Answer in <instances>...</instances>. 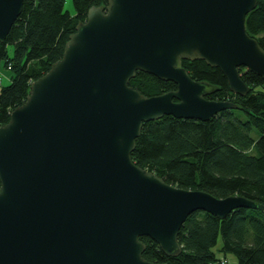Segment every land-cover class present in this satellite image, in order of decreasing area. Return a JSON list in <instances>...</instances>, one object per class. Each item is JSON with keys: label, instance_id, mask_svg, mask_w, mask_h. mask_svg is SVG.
<instances>
[{"label": "water", "instance_id": "water-1", "mask_svg": "<svg viewBox=\"0 0 264 264\" xmlns=\"http://www.w3.org/2000/svg\"><path fill=\"white\" fill-rule=\"evenodd\" d=\"M23 1L0 0V43ZM256 7V0H107L88 9L62 57L0 126V264H157L143 258L140 237L173 258L193 212L223 220L240 208L264 210L241 196L168 185L131 159L146 122L167 115L207 122L239 109L207 100L217 88L193 81L182 61L220 69L239 97L250 91L241 68L264 80V50L245 28ZM136 72L177 88L140 94L129 86Z\"/></svg>", "mask_w": 264, "mask_h": 264}, {"label": "trees", "instance_id": "trees-1", "mask_svg": "<svg viewBox=\"0 0 264 264\" xmlns=\"http://www.w3.org/2000/svg\"><path fill=\"white\" fill-rule=\"evenodd\" d=\"M23 2L22 14L0 43V63L12 73L11 83L0 89V126L25 102L29 85L62 57L67 39L78 22H85L88 9L105 6L107 0H73L75 15L63 10L65 0ZM256 3L245 28L264 50V0ZM181 66L193 81L217 88L207 100L233 102L239 109L221 111L207 122L167 115L144 123L131 154L133 163L179 189L203 190L218 199L237 195L264 207V80L241 68L240 79L250 91L239 97L228 89L220 69L200 60L182 61ZM129 86L148 97L177 88L144 72H136ZM254 129L259 133L256 140L251 137ZM185 221L177 238L179 256L170 258L154 241L140 237L146 245L143 258L157 264H220L221 258L232 255L236 264H264V210L240 208L223 220L196 211ZM218 239L219 253L213 251Z\"/></svg>", "mask_w": 264, "mask_h": 264}, {"label": "rangeland", "instance_id": "rangeland-1", "mask_svg": "<svg viewBox=\"0 0 264 264\" xmlns=\"http://www.w3.org/2000/svg\"><path fill=\"white\" fill-rule=\"evenodd\" d=\"M63 10L68 11L71 15H75L73 0H65ZM8 53L10 56L13 54V47L12 46L8 47ZM0 71L3 74V75H1L2 80L0 79V84H1L0 89H1V88H4L5 86H7L11 83L12 73L10 70L4 68L3 63H0ZM251 137L256 140L259 137V133L254 129L251 131ZM251 154H253V151L251 152ZM221 243H222V241H220V239H218V243H217L215 249L213 250L214 252H218V249L221 246ZM226 261H228V263H230V264H236L235 259L232 255L227 256Z\"/></svg>", "mask_w": 264, "mask_h": 264}, {"label": "built area", "instance_id": "built-area-1", "mask_svg": "<svg viewBox=\"0 0 264 264\" xmlns=\"http://www.w3.org/2000/svg\"><path fill=\"white\" fill-rule=\"evenodd\" d=\"M7 68H8V70L11 69L10 66H8ZM1 75H3V74H2V72L0 71V79H1ZM1 80H2V79H1ZM218 262H219L220 264H229V263L226 262V260H224L223 258H221ZM218 262H217V263H218Z\"/></svg>", "mask_w": 264, "mask_h": 264}, {"label": "crops", "instance_id": "crops-1", "mask_svg": "<svg viewBox=\"0 0 264 264\" xmlns=\"http://www.w3.org/2000/svg\"><path fill=\"white\" fill-rule=\"evenodd\" d=\"M2 82V81H1Z\"/></svg>", "mask_w": 264, "mask_h": 264}]
</instances>
